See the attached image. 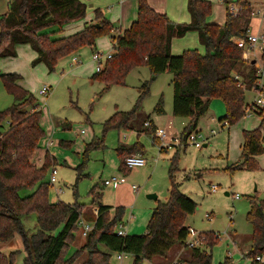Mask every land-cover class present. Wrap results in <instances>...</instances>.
<instances>
[{"label":"trees","instance_id":"trees-1","mask_svg":"<svg viewBox=\"0 0 264 264\" xmlns=\"http://www.w3.org/2000/svg\"><path fill=\"white\" fill-rule=\"evenodd\" d=\"M189 23H175L166 14H160L150 7L147 0H139L138 18L122 36L113 37L114 54L105 68L94 75V79L108 85H125L128 74L135 68L148 66L151 81L143 83L139 98L132 110L117 111L105 123V132L113 129L146 133L158 141L156 127L145 128L137 124L143 101L149 96L150 84L164 73H171L173 87V115L189 118L190 125L184 132V141L196 129L198 121L213 99H221L226 106V115L221 122L234 126L246 115V92L255 88L256 63L244 58V48L236 41L246 39L252 21V3L247 0H224L228 5L237 2L241 10L237 15L227 14L225 25L207 22L212 13V4L205 0H187ZM87 6L81 0H11L8 12L0 15V57H15L16 45L30 44L39 54L49 72H54L60 60L85 47L95 48L103 36L115 31L114 25L100 10L95 11L96 24L86 26L73 35L55 38L67 24L86 16ZM57 27L56 31H47ZM188 33H197L205 54L187 50L181 55L172 54V41ZM264 57V56H263ZM246 67L247 72L241 69ZM6 90L14 103L0 111V127L8 121V129L0 133V247L17 235L23 240L26 259L24 264H71L83 251L88 252L84 264H110L111 254L101 252L100 245L109 252L131 255L132 264H142L165 259L177 247H187L189 228L187 216L193 215L198 205L183 194L172 175L168 202H157L143 235L118 236L115 230L122 222L125 210L101 203L102 194L94 187L91 191L92 204L98 208L94 229L88 234L85 244L69 260L63 255L70 243L74 242L78 221L86 207L77 201L73 204L49 201V184L43 180L47 171L56 164L55 158L46 152L43 165L39 168L32 163L35 152L45 132L40 121L42 111L37 100L28 90L17 84L16 74H1ZM244 79V80H243ZM245 85V87H244ZM155 113L164 114L163 100L155 107ZM262 117L259 128L243 132L242 160L240 167L257 170L256 157L264 154V109L257 111ZM145 128V129H142ZM97 144L88 145L86 153ZM117 152L125 167V159L131 155L144 156L142 144L121 145ZM126 168V167H125ZM127 169V168H126ZM129 170V169H128ZM34 189L27 197H21L22 190ZM77 196V193L74 194ZM36 215L38 230L29 236L23 219ZM252 225L251 247L245 257L252 264H264L256 257L264 252V198L251 199V210L247 216ZM201 246L190 249L189 264H212L213 248L220 236L214 232H203ZM18 252L5 255L0 252V264H15ZM220 264H234L228 255Z\"/></svg>","mask_w":264,"mask_h":264},{"label":"rangeland","instance_id":"rangeland-1","mask_svg":"<svg viewBox=\"0 0 264 264\" xmlns=\"http://www.w3.org/2000/svg\"><path fill=\"white\" fill-rule=\"evenodd\" d=\"M81 1L87 5L86 16L67 25L81 24L83 27L95 16V9H97L105 16L106 13L110 15L109 20L113 25L115 24V29L122 27V3L127 0ZM205 1L212 4V13L207 18L209 22L222 20L225 12L228 14V6L224 0ZM248 1L254 4L258 0ZM127 2L133 11L136 10L135 6L137 8L139 6V0ZM182 3H185L186 12L187 0L172 1V6L179 15ZM4 6L8 7V0H0V11ZM64 32L65 26L61 33L64 34ZM263 32L264 19L253 18L250 33L258 35ZM118 36L119 34L113 32L111 35L99 38L92 51L87 50L83 57L78 58L83 60V65L73 62L74 57H71L69 62L58 63L54 72H49L47 66L39 61L37 52V57L35 55L32 59L25 56L23 52L16 60L0 62L1 71L16 72L22 76L21 85L34 95L39 110H42L40 124L45 135L39 143L41 148L32 158V163L40 168L44 162L43 152H49L55 158L56 164L48 169L43 180L50 186L49 201L67 204L77 201L85 205L80 219L94 225L98 208L92 204L91 191L97 186L102 194L103 205L113 207L120 204L119 207L126 208H124L122 223L144 221L156 208L158 201L168 202L172 185L170 173L173 168V179L179 190L198 205L196 212L187 216L186 227L197 231L199 236L203 232H214L220 236L218 245L213 249L212 264H220L227 254H230L235 264H251L249 260L244 259L245 256L243 258V254L250 250L253 233L247 216L251 210V199L264 198V171L248 170L238 166H241L240 162H243L241 149L243 132L259 128L262 117L259 113H252L234 126H224L225 122L219 121V118L226 115V106L221 99H213L209 103L207 113L199 119L193 131V133L197 132L198 142L202 146L197 148L192 142L184 141V132L191 120L173 115L171 84L173 75L164 73L151 82L150 93L143 101L144 111H140L137 124L142 126L143 121L151 118L155 120L157 128L167 131L168 136L163 140L158 138V141L154 142L151 135L143 133L138 136L137 131L113 129L105 132L104 123L117 111L132 110L139 98L143 83L151 81L152 78L150 68L144 65L133 69L128 74L125 85H108L94 79V75L98 72L97 64L93 60L88 62L89 58H92L96 52L113 55L115 52L113 37ZM195 36L197 35L188 37V40H194V44H190L194 46L181 50L179 55L187 50H197L200 54H205V48ZM259 46L251 52L249 61L257 60L259 64H262L264 48L260 49ZM106 62H102V70ZM247 71L244 70V72ZM259 75L258 71L256 86L262 81L259 80ZM44 86L51 88L47 95L40 94V89ZM254 89L246 92L248 104L255 98ZM160 99L163 100L165 110L162 115L155 113V107ZM13 103V97L0 79V111L7 110ZM7 129L8 121H5L0 127V133ZM174 134H178L180 143L176 144L172 141ZM49 142L52 143L47 146ZM138 142L144 146L147 164L142 168L128 170L122 166L117 149L121 145L132 146ZM92 144L98 146L90 148L86 153L88 145ZM53 167L58 171L55 184L51 183ZM114 177L121 181L119 185H104L106 180H112ZM214 186L217 187L216 192H212ZM116 189H118L117 192ZM33 191L34 189L22 190L20 195L27 197ZM75 193H77L76 197ZM151 196H156L157 200ZM119 207L111 210V216H114L116 208ZM23 225L29 236L36 233L38 230L36 215L25 217ZM146 229L141 226L132 235L136 233L143 235ZM74 235V242L69 244L62 256L64 260H69L77 252L78 245L82 244L80 242L84 241L83 246L85 244L87 237L82 235L81 227L78 226ZM234 241H237L238 246H234ZM200 242L201 244L203 242L201 236ZM82 248L81 246L80 250ZM176 249L181 251L178 253ZM0 251L8 255L11 252H18L15 264H24L26 252L21 236L17 235ZM173 251L176 253L174 252L175 255L171 256ZM173 251L168 255V260L160 264H189V248L177 247ZM185 251L188 254H184ZM108 253L111 254L110 264H132L131 255L120 262L117 260V253ZM84 255L86 257L83 258ZM87 259L88 252L83 251L71 264L75 262V264H84ZM142 264L155 263L144 261Z\"/></svg>","mask_w":264,"mask_h":264},{"label":"crops","instance_id":"crops-1","mask_svg":"<svg viewBox=\"0 0 264 264\" xmlns=\"http://www.w3.org/2000/svg\"><path fill=\"white\" fill-rule=\"evenodd\" d=\"M10 1L11 0H8V7L7 6H4V8L0 11V15H3V14H6L7 12H8V9H9V3H10ZM128 1V0H127ZM127 1H124L123 3H122V12H123V16H122V19H123V21H122V27H117L116 29H115V33H117V34H119V35H121L122 36V34L126 31V30H129L130 28H131V26H132V24L137 20V18H138V8L135 6V8H136V10L135 11H133L132 10V8H130V6H128V2ZM172 1L173 0H148V3H149V5H150V7L151 8H153L156 12H158V13H160V14H166L168 17H169V19L171 20V21H173V22H175V23H181V22H186V23H189L190 21H191V16H190V14H189V12H188V7H187V11L185 12V9H184V5H185V3H182L181 4V6H182V9H181V14L179 15L178 13H177V11L174 9V7L172 6ZM248 1V0H247ZM82 2V1H81ZM84 3V2H83ZM187 3H188V1H187ZM187 3H186V5H187ZM253 3V2H252ZM87 6V5H86ZM95 10H97V9H95ZM95 15V14H94ZM103 15H104V13H103ZM104 17L107 19V20H109V19H111V17H110V15H108V13H106V16L104 15ZM226 20H227V13L225 12V15H224V17H223V19L222 20H219V21H217V22H209L208 21V19H207V22L208 23H210V24H216V25H220V26H223V25H225V23H226ZM110 21V20H109ZM94 24H96V21H95V16L94 17H92V19H90L89 21H87L85 24H84V26L82 27V25L80 24V25H67V26H65V32H64V34L63 33H61V34H59V35H57L55 38H61V37H67V36H70V35H72V34H74V33H77V32H79V31H81V30H83L86 26H88V25H94ZM115 25V24H114ZM118 26V25H117ZM64 29V28H63ZM56 30H58V28L57 27H52V28H50V29H48L47 31H56ZM192 35H197V36H195V37H198V39H199V36H198V34L197 33H188L185 37H183V39H187V40H179V39H181V38H175V39H173V41H172V54L173 55H176V56H178L179 54H180V52H181V50H183V49H187V48H189V47H193L194 45H190V44H194V40H188V37H191ZM192 39V38H191ZM238 41V40H237ZM236 41V42H237ZM34 49L31 47V45L30 44H25V45H16L15 46V51H16V56L15 57H0V62L1 61H5V60H16V59H18V56H20V55H22V53L24 52V54H25V56H28L29 58H34L35 57V55H36V57H37V54H36V51L34 50ZM87 50H91L92 51V48H89V47H85V48H83V49H81L80 51H78V52H76V53H74V54H72V55H70V56H68V57H66V58H64V59H62L60 62H59V64L60 63H62V62H69L71 59V57H74L73 58V62H76L77 64H79V65H83L84 64V62H83V60H81V59H78L79 57L81 58V57H83V55L85 54V52L87 51ZM75 56H78V57H75ZM263 56H264V52H263ZM82 59H84V58H82ZM263 60H264V57H263ZM252 61V63L255 61V63H256V69H257V71H259V73H262L263 74V69H264V61H263V63L262 64H259L258 63V61L257 60H251ZM88 62H93L92 61V58L90 57L89 58V60H88ZM87 62V63H88ZM42 63V62H41ZM254 63V64H255ZM244 70H248L246 67H244V68H242V71L244 72ZM0 73L1 74H16V75H18L19 77H20V79L17 81V84L19 85V86H21L22 88H23V86L21 85V82H22V76L21 75H19V74H17L16 72H3V71H1L0 70ZM245 73V72H244ZM263 76H264V74H263ZM173 79V78H172ZM262 81L264 82V80L262 79ZM264 84V83H263ZM42 89V88H41ZM40 89V90H41ZM26 90V89H25ZM42 111V110H41ZM144 111V110H143ZM164 112H165V110H164ZM256 113V112H255ZM225 117V115H223L222 117H220L219 118V121H221L223 118ZM148 122H150L151 123V125L152 126H154V127H156L157 125H155L156 124V122H155V120H151V118L149 119V121ZM171 122V121H170ZM145 128H147L146 126H145ZM145 128H142V129H145ZM157 128V127H156ZM138 133V132H137ZM143 134V133H142ZM175 135H178V134H174V136ZM139 136V135H138ZM187 141V140H186ZM185 141V142H186ZM51 143L52 142H49L48 144H47V146L48 145H51ZM243 143H244V138H243V142H242V144H241V149H242V146H243ZM41 148V145L39 144V149ZM45 154H46V152H43V157L45 156ZM144 157H145V154H144ZM44 159V158H43ZM147 161V160H146ZM256 161H257V163H258V165H259V170H263L264 171V154H262V155H260V156H257L256 157ZM240 164H241V162H240ZM146 166V165H145ZM138 168H142V167H138ZM104 185H105V182H104ZM119 185V184H118ZM105 186H107V185H105ZM109 186H111V185H109ZM117 186V185H116ZM116 188V187H115ZM117 190L118 189H116V192H117ZM151 198H153V197H151ZM155 200H157L156 199V197L154 198ZM120 205V204H119ZM119 205H115V206H111L112 208H114L115 209V207H119ZM125 208V207H124ZM126 209V208H125ZM154 210V209H153ZM97 211H98V209H97ZM152 213H153V211H152ZM152 213H150L145 219H144V221H139V220H137V221H135V223H130V221L128 222V224H125L126 226H125V231H126V234L127 235H132L133 234V232L135 231V230H138V229H140V227L142 226L143 228L144 227H146L147 228V226H148V223H149V221H150V219H151V216H152ZM97 216H98V214H97ZM97 219V218H96ZM130 220H132V219H130ZM96 221V220H95ZM147 230V229H146ZM140 233H136V235H139ZM82 243V244H81ZM83 243H84V241L83 242H80V246L78 245V247H77V251H79L80 250V248H81V246L83 247ZM234 243V246H238L237 245V241H234L233 242ZM5 245H3L2 247H0V249L1 248H3ZM99 249H100V251L101 252H104V253H108L109 251L107 250V248H103L101 245L99 246ZM214 249V248H213ZM3 250V249H2ZM176 252H180L181 250H179V249H176L175 250ZM175 251H173V253L175 252ZM1 253H3V254H5V255H8L6 252H2V251H0ZM175 252V253H176ZM249 251H246L244 254H243V258H244V256L245 255H247V253H248ZM9 253V252H8ZM172 253V254H173ZM175 253L172 255L171 254V256H174L175 255ZM184 254H188L187 253V251H185L184 252ZM84 257H86V255H84L83 256V258ZM130 256L129 255H124L122 258H118L117 260L118 261H120V262H123V260L124 259H126V258H129ZM132 258V263H133V260H134V258L133 257H131ZM244 259H246V258H244ZM168 260V258L167 259H156V260H154L153 262L155 263V264H160V262H165V261H167ZM224 260V259H223ZM223 260L220 262V263H222L223 262ZM246 260H248V259H246ZM245 260V261H246ZM263 260H264V258H263ZM250 261V260H249ZM249 261H246V262H249ZM76 263V262H75ZM74 263V264H75ZM85 263V262H84ZM250 263L252 264V262L250 261ZM263 263H264V261H263ZM235 264V263H234Z\"/></svg>","mask_w":264,"mask_h":264},{"label":"built area","instance_id":"built-area-1","mask_svg":"<svg viewBox=\"0 0 264 264\" xmlns=\"http://www.w3.org/2000/svg\"><path fill=\"white\" fill-rule=\"evenodd\" d=\"M227 6H228L227 7L228 12L234 16L237 15L241 10V6L237 2H234V1L230 2ZM255 17H262L264 19V0H258L256 3L252 4V18H255ZM237 43L240 46H243L244 58L249 60V55H251V52H253V50L255 51V49L259 45H260L259 46L260 49L264 48V32L262 34H258V35H254V34L250 33V34H248L246 39L238 40ZM263 52H264V50H263ZM111 58H112V54L104 55L103 53H100V52H96L92 56V60L97 64V71L98 72L102 71V67H101L102 62L108 61ZM262 79H263V75H262V73H260L259 80L261 81ZM50 90H51L50 87L44 86L40 90V94L41 95H47ZM254 91H255V98L251 103L246 104V109H245L246 115L245 116L251 115L252 113H255L257 111H260L261 109H264V84L262 81L258 86L255 87ZM145 126L147 128H151L152 125L150 122H146ZM224 126H228V124L225 122ZM213 133H215V131H213ZM155 135H156V137L160 138L161 140L165 139L168 136L167 131L163 128H156ZM172 141H174L176 144L180 143L178 135L172 136ZM187 141L192 142L197 148L202 147L201 143L198 142L197 132L192 133L187 138ZM146 164H147L146 158L140 154L131 155V156L126 157V159H125V167L129 170H132V169L138 168V167H144ZM57 174H58L57 168L53 167L52 172H51V183L52 184H55L57 182ZM120 183H121V181L118 180V178H116V177L112 178V180H106L105 181V185H107V186L118 185ZM216 191H217V187L214 186L212 188V192H216ZM77 224L79 227L82 228V235L84 237H87L88 234L94 229V225H91L82 219H79ZM125 226H126L125 223L120 222L118 224L116 230H115V233L118 236L127 235L126 231H125ZM201 245L202 244L200 242L199 233L197 231H195L194 229L189 228L187 248L192 249V248H195V247H198ZM124 255L125 254H122V253L118 254V258H122ZM228 256L230 257V254ZM263 258H264V252H263V255L256 257V260L260 263H263ZM181 264H183V263H181Z\"/></svg>","mask_w":264,"mask_h":264},{"label":"water","instance_id":"water-1","mask_svg":"<svg viewBox=\"0 0 264 264\" xmlns=\"http://www.w3.org/2000/svg\"><path fill=\"white\" fill-rule=\"evenodd\" d=\"M255 63V61L253 62V64ZM151 197H153V198H155L156 196H151Z\"/></svg>","mask_w":264,"mask_h":264}]
</instances>
